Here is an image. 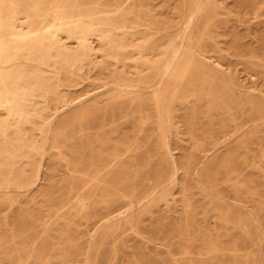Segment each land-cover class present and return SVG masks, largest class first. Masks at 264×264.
Here are the masks:
<instances>
[{"label": "rangeland", "instance_id": "rangeland-1", "mask_svg": "<svg viewBox=\"0 0 264 264\" xmlns=\"http://www.w3.org/2000/svg\"><path fill=\"white\" fill-rule=\"evenodd\" d=\"M24 2L0 0V264H264V0Z\"/></svg>", "mask_w": 264, "mask_h": 264}, {"label": "bare ground", "instance_id": "bare-ground-1", "mask_svg": "<svg viewBox=\"0 0 264 264\" xmlns=\"http://www.w3.org/2000/svg\"><path fill=\"white\" fill-rule=\"evenodd\" d=\"M18 2H19V0H17ZM23 1H25L26 2V0H23ZM184 1V0H183ZM24 2V3H25ZM4 3V2H3ZM23 3V4H24ZM29 3V2H28ZM49 3V2H48ZM132 3H133V1H132ZM185 3V2H184ZM252 3V2H251ZM99 4V3H98ZM129 4V3H128ZM186 4V3H185ZM243 4V3H242ZM249 4V3H248ZM138 5V4H137ZM191 5V4H190ZM244 5V4H243ZM246 5V4H245ZM258 5V4H257ZM92 7H93V5H91ZM182 6V5H181ZM186 6V5H185ZM194 6V5H193ZM87 7V6H86ZM99 7V6H98ZM110 7H112V6H110ZM257 7V6H256ZM255 8V7H254ZM28 9H29V7H28ZM192 9V8H191ZM30 10H32V9H30ZM188 10V9H187ZM33 11V10H32ZM219 11V10H218ZM34 12V11H33ZM122 12V11H121ZM19 13V12H18ZM44 13V12H43ZM113 13V12H112ZM196 13H197V11H196ZM77 14V13H76ZM103 15H105V17H106V14H103ZM78 15H76V17H77ZM102 16V15H101ZM112 15H110V17H111ZM192 16H194L195 17V15H192ZM215 16V15H214ZM217 16V15H216ZM113 17H115V15L113 16ZM190 17V16H189ZM1 18V17H0ZM11 18V17H10ZM33 17L32 16H29V20H31ZM185 18V17H184ZM187 18V17H186ZM25 19V18H24ZM36 19V18H35ZM206 19V18H205ZM37 20V19H36ZM75 20H77V18L75 19ZM118 20V19H117ZM121 20V19H120ZM186 20V19H185ZM122 21V20H121ZM38 22V21H37ZM116 22V21H115ZM2 20L0 19V30H1V27H2ZM128 24V23H127ZM188 24H189V22H188ZM210 24H212V23H210ZM209 25V24H208ZM32 26V25H31ZM34 26V25H33ZM36 26H38L37 24H36ZM101 26V25H100ZM128 26V25H127ZM138 26H140L139 24H138ZM158 26V25H157ZM82 27V26H81ZM162 27H164V26H162ZM209 27V26H208ZM52 28V27H51ZM145 28V27H144ZM152 28V27H151ZM159 28H161V27H159ZM186 29H187V27H185ZM28 29V28H27ZM162 29V28H161ZM140 30V29H139ZM163 30V29H162ZM218 30V29H217ZM29 31V30H28ZM156 31V30H155ZM55 32H56V30L54 29V30H51L50 31V35L52 36V37H54V34H55ZM158 32V31H157ZM160 32V31H159ZM158 32V33H159ZM185 32L187 33V31L185 30ZM196 32V31H195ZM13 34H15L16 36H21V35H30L31 36V34H32V31H30V32H20V33H18V32H16L15 30H13ZM40 34V33H39ZM88 35V34H87ZM159 35V34H158ZM187 35V34H186ZM34 36V35H33ZM36 36V35H35ZM161 36V35H160ZM25 37V36H24ZM40 37H41V35H40ZM101 37V36H100ZM159 37V36H158ZM176 37V36H175ZM178 37V36H177ZM2 33L0 32V54H1V51H2V49H3V47H2V43H3V41H2ZM26 38V37H25ZM29 38V37H28ZM27 38V39H28ZM31 38V37H30ZM169 38H171V37H169ZM152 39V38H151ZM206 39H207V37H206ZM217 39V38H216ZM175 41V40H174ZM211 41V40H210ZM33 42V41H32ZM167 42V41H166ZM177 42H175V44H176ZM132 44V43H131ZM150 44V43H149ZM174 44V43H173ZM178 44H179V42H178ZM183 45V44H182ZM210 46V45H209ZM181 47V46H180ZM164 48V47H163ZM173 48V47H172ZM175 48V47H174ZM177 48V47H176ZM175 48V49H176ZM209 48V47H208ZM211 48V47H210ZM218 48V47H217ZM165 50V49H164ZM166 50H168V49H166ZM210 50V49H209ZM213 50V49H212ZM178 51H179V49H176L175 51H174V56H176L177 54H178ZM200 51H201V49H200ZM250 51V50H249ZM173 53V52H172ZM117 55V54H116ZM152 55V54H151ZM202 55V54H201ZM2 56V55H1ZM208 56V55H207ZM210 56V55H209ZM163 56L161 55V58H162ZM175 59V58H174ZM121 60H123V59H121ZM160 60V59H159ZM206 60V59H205ZM218 60V59H217ZM199 62V61H198ZM218 64V63H217ZM171 65H172V63H170L169 65H168V67L166 68V71L168 72L169 70H170V67H171ZM137 66V65H136ZM189 66V65H188ZM201 67V66H200ZM152 68H153V66H152ZM156 71V70H155ZM142 73V72H141ZM165 74H167L166 72H164ZM186 73V72H185ZM216 74V73H215ZM133 76V75H132ZM163 78H164V76H163ZM10 78H8V80H9ZM210 79V78H209ZM2 80V79H1ZM7 80V81H8ZM180 82H182V81H180ZM3 83V82H2ZM206 83V82H205ZM178 84H179V82H178ZM181 84V83H180ZM200 84V83H199ZM168 85V84H167ZM226 85V84H225ZM3 86L5 87V83L3 84ZM6 86H7V84H6ZM177 86H181V85H177ZM198 86V85H197ZM186 87V86H185ZM190 87V86H189ZM224 88H225V86H223ZM119 88H121V87H119ZM192 88V87H191ZM190 88V89H191ZM200 88H201V86H200ZM1 86H0V92H1ZM132 89H134V88H132ZM212 89V88H211ZM227 89V88H226ZM170 90V89H169ZM195 90V89H194ZM230 89H228V91H229ZM177 91H178V89H177ZM7 92V91H6ZM164 92H166V91H164ZM168 92V91H167ZM173 92H174V90H173ZM179 92V91H178ZM208 92V91H207ZM230 92V91H229ZM155 93V92H154ZM180 93V92H179ZM205 93V92H204ZM175 94V93H174ZM232 94V93H231ZM124 95V94H123ZM170 95V94H169ZM201 96V95H200ZM166 97V96H165ZM208 97V96H207ZM230 97V96H229ZM165 99V98H164ZM143 100V99H142ZM230 100V99H229ZM146 101V100H145ZM157 101V100H156ZM227 102V101H226ZM131 103H132V101H131ZM130 103V104H131ZM229 103V102H228ZM141 104V103H140ZM230 104V103H229ZM136 105V104H135ZM247 105V104H246ZM251 105V104H250ZM145 106V105H144ZM240 106V105H239ZM138 107V106H137ZM157 107V106H156ZM141 108V107H140ZM227 108V107H226ZM238 108V107H237ZM159 109V108H158ZM228 109V108H227ZM234 109H236V108H234ZM148 110V109H147ZM141 112V111H140ZM144 112V111H143ZM147 112V111H146ZM257 112V111H256ZM142 113V112H141ZM258 113V112H257ZM259 115V114H258ZM143 117V116H142ZM53 123V122H52ZM142 126V125H141ZM212 136H214V135H212ZM121 141V140H120ZM136 141V140H135ZM164 144V143H163ZM139 148V147H138ZM153 148H154V146H153ZM152 149V148H151ZM140 153V152H139ZM147 153V152H146ZM99 156V155H98ZM138 158V157H137ZM115 159V158H114ZM120 160V159H119ZM130 161H131V159H129ZM91 161V160H90ZM141 161V160H140ZM118 163V162H117ZM71 165V164H70ZM88 165V164H87ZM93 165V164H92ZM134 165H135V163H134ZM148 165V164H147ZM158 166V165H157ZM136 167H137V165H136ZM87 168H89V167H87ZM4 169V168H3ZM13 169V168H12ZM86 169V168H85ZM93 169V168H92ZM74 170V169H73ZM88 170V169H87ZM107 170H109V169H107ZM158 171V170H157ZM99 172V171H98ZM108 172H110V171H108ZM11 173V172H10ZM100 174V173H99ZM104 174V173H103ZM155 174V173H154ZM98 175V174H97ZM15 176V175H14ZM81 176H84V175H82L81 174ZM99 176V175H98ZM101 176V175H100ZM19 177V176H18ZM109 177V176H108ZM121 177V176H120ZM131 177V176H130ZM153 177V176H152ZM87 178V177H86ZM104 178V177H103ZM150 178V177H149ZM148 178V179H149ZM71 180H73V178H70ZM87 179H89V178H87ZM102 178H100V180H101ZM105 179V178H104ZM125 179V178H124ZM153 179V178H152ZM69 180V179H68ZM80 180V179H79ZM85 180V179H84ZM165 180V179H164ZM74 181V180H73ZM72 181V182H73ZM89 181H91V180H89ZM106 181V180H105ZM131 181V180H130ZM81 182V181H80ZM103 182V181H102ZM149 182V181H148ZM160 182V181H159ZM82 183V182H81ZM96 183V182H95ZM98 183V182H97ZM120 183V182H119ZM145 183H146V181H145ZM144 183V184H145ZM150 183V182H149ZM83 184V183H82ZM97 185V184H96ZM137 185H139V183L137 184ZM146 185V184H145ZM67 186H69V184H67ZM76 186V185H75ZM115 186V185H114ZM144 187V186H143ZM151 187H152V185H151ZM87 188V187H86ZM149 188V187H148ZM90 189V188H89ZM112 189V188H111ZM137 189V188H136ZM70 190H71V188H70ZM95 190V189H94ZM117 191V190H116ZM115 191V192H116ZM139 191V190H138ZM71 192V191H70ZM72 192H73V190H72ZM81 192H83V191H81ZM67 193V192H66ZM93 193V192H92ZM91 193V195L93 196V194ZM116 193H118V192H116ZM163 193V192H162ZM71 194V193H70ZM73 194V193H72ZM80 194V193H79ZM82 194V193H81ZM108 194V193H107ZM126 194V193H125ZM138 194V193H137ZM143 194V193H142ZM112 195V194H111ZM144 195V194H143ZM91 196V197H92ZM142 195H140V197H141ZM9 197V196H8ZM88 197H90V196H88ZM117 197V196H116ZM143 197V196H142ZM82 198V197H81ZM114 198V197H113ZM123 198H125V197H123ZM106 199H108L107 197H106ZM142 199H144V198H142ZM84 200V199H83ZM86 201H87V199H85ZM84 200V201H85ZM89 200V199H88ZM9 201V200H8ZM61 201V200H60ZM73 201V200H72ZM10 202V201H9ZM76 202V201H75ZM74 202V203H75ZM62 203V202H61ZM72 203V202H71ZM92 203V202H91ZM130 203V202H129ZM83 204V203H82ZM123 205V204H122ZM71 206V205H70ZM84 206V205H83ZM132 206V205H131ZM130 206V207H131ZM72 208V207H71ZM129 208V207H128ZM132 208V207H131ZM127 209V208H126ZM69 210V209H68ZM128 210V209H127ZM74 212V211H73ZM122 212V211H121ZM85 213V212H84ZM138 213H140V212H138ZM141 214V213H140ZM139 214V215H140ZM112 215V214H111ZM116 216V215H115ZM57 217V216H56ZM67 218H69V217H67ZM73 219V218H72ZM74 220V219H73ZM75 221V220H74ZM107 221V220H106ZM55 222V221H54ZM105 222V221H104ZM103 222V223H104ZM59 223V222H58ZM103 223H101V224H103ZM69 224V223H68ZM130 224V223H129ZM128 224V225H129ZM50 225V224H49ZM66 226V225H65ZM65 226H63V227H65ZM131 226V225H130ZM53 227V226H52ZM128 228V227H127ZM53 229H55V227L53 228ZM62 229V228H61ZM99 229V228H98ZM68 230V229H67ZM16 231V230H15ZM96 231V230H95ZM67 232V231H66ZM19 234V233H18ZM51 234V233H50ZM63 234V233H62ZM76 234V233H75ZM66 236V235H65ZM68 236V235H67ZM66 236V237H67ZM113 236V235H112ZM38 237V236H37ZM46 237V236H45ZM59 237V236H58ZM57 237V238H58ZM63 238V237H62ZM75 238H76V236H75ZM69 240V239H68ZM110 240V239H109ZM70 241V240H69ZM36 242V241H35ZM38 242V241H37ZM58 242V241H57ZM34 243V242H33ZM40 244H41V242H39ZM53 243V242H52ZM51 243V244H52ZM61 243V242H60ZM63 243V242H62ZM36 244V243H35ZM72 244V243H71ZM29 245V244H28ZM33 245V244H32ZM25 246V245H24ZM53 246V245H52ZM57 246V245H56ZM71 246V245H70ZM34 247V246H33ZM37 247H38V245H37ZM45 247V246H44ZM73 247V246H72ZM35 248H36V246H35ZM39 248V247H38ZM43 248V247H42ZM34 249V248H33ZM58 249V248H57ZM52 250V249H51ZM65 250V249H64ZM53 251V250H52ZM37 252V251H36ZM35 252V253H36ZM59 252V251H58ZM74 252H77V251H74ZM81 252V251H80ZM33 253V252H32ZM51 253V252H50ZM52 255V254H51ZM72 255H74V254H72ZM38 256V255H37ZM44 256V255H43ZM69 256V255H68ZM86 256V255H85ZM29 257V256H28ZM78 257V256H77ZM27 258V257H26ZM59 258V257H58ZM69 258V257H68ZM19 259H20V257H19ZM48 259V258H47ZM63 259V258H62ZM38 260V259H37ZM42 261V260H41ZM62 261V260H61ZM74 262V261H73ZM84 262V261H83ZM90 263V262H89ZM23 264V263H22ZM66 264H67V262H66Z\"/></svg>", "mask_w": 264, "mask_h": 264}]
</instances>
